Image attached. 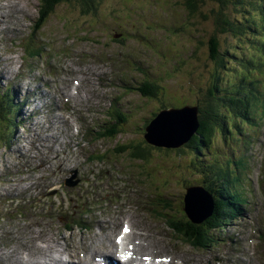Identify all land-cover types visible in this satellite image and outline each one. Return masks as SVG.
Wrapping results in <instances>:
<instances>
[{
  "label": "rangeland",
  "instance_id": "1",
  "mask_svg": "<svg viewBox=\"0 0 264 264\" xmlns=\"http://www.w3.org/2000/svg\"><path fill=\"white\" fill-rule=\"evenodd\" d=\"M175 2L101 0L97 14L63 5L39 27L40 0H0V264L26 251L46 262L43 255L59 257L61 248L73 263L84 254L94 264L105 248L95 250L94 234L113 241L123 222L133 226L130 242L144 245L141 261L171 254L181 264H264L263 246H256L257 229L264 227V66L252 74L262 83V99H250L243 109L258 122L236 123L242 111L233 102L236 111L225 124L230 129L214 127L205 143L192 148L186 140L174 151L175 137L166 144L145 140L152 115L169 110L173 100L196 102L203 95L199 79L211 66L205 57L213 26H195ZM250 3L256 4V24L255 17L246 19L249 3L228 2L226 11L263 37L264 13ZM130 16L140 25L133 26ZM118 32L125 39L114 38ZM231 42L229 50L237 53L223 54L241 69L239 54L248 52ZM195 53L191 89L176 71V58ZM164 74L166 97L162 87L155 90ZM206 145L209 151L200 150ZM141 147L146 154L135 156ZM63 185L78 205H70ZM196 194L205 199L198 203ZM176 218L188 219L183 227L189 229V223L209 226L212 244L170 234L166 225Z\"/></svg>",
  "mask_w": 264,
  "mask_h": 264
},
{
  "label": "trees",
  "instance_id": "2",
  "mask_svg": "<svg viewBox=\"0 0 264 264\" xmlns=\"http://www.w3.org/2000/svg\"><path fill=\"white\" fill-rule=\"evenodd\" d=\"M41 3V17L39 19V22L37 23V26H43L45 23V17L50 15L56 8L60 6H66V8H72L74 6L82 5L83 9H89L94 10V13L97 14L98 12V4H101V0H40ZM170 2H173V0H169ZM176 1V2H175ZM240 1L243 2V6H248L247 3H249V7L246 15V19L250 20L255 17V20L252 22L256 24L257 16L253 8H255V3L250 2H257L258 8L261 12L264 13V2L259 0H174L175 5L179 4L181 6V10L178 12L181 13L183 18L191 19L193 24L195 26L201 27L202 24H205L208 28V31H211L213 26V35L211 38L206 40V46H207V58L205 57L206 65L210 62L211 66L208 68L209 72L207 74V77L204 79H199V82L202 83V80H204L203 86H199L200 90L203 89L204 93L203 95L199 96L198 99L194 100H185L182 103H175V100L169 102L171 105L167 106L170 107H184L186 105L197 107L198 111V127L196 129V132L194 131V135L192 140H188L187 142H191L188 144L189 147H195L198 145L199 142H207L210 140L212 136V132L214 127H218L220 132H224L225 129H228V127H225V124H227V121L230 118L231 112L236 111L235 107L232 106L233 102H239L238 108L244 109L247 108L250 104V99H257L259 96L257 93H254L255 95H251V91L254 92V90L257 88L254 84L260 83L259 80L251 78L249 72L244 73V69H238V62L233 61L231 63L230 58H226L224 56V52L227 51L231 54L237 53V51L229 50L231 44H233L231 41H235L237 43L239 48H245L248 47L247 51H250L253 44L261 43L255 51H251L250 53H238L240 57L242 58V66L246 64L248 60V56L251 58L252 63L255 65V68H260L262 66L264 61V36L261 37L255 33L253 30V27L251 25H247L244 21H241L239 18L233 16H228V11L226 9L228 8V2H235ZM99 2V3H98ZM225 4V5H223ZM229 9V8H228ZM129 10V7H128ZM146 10L142 8H137V11L135 12H143ZM130 11V10H129ZM161 10V13L164 14ZM110 13H114V10ZM116 13V12H115ZM184 14V15H183ZM136 15V14H135ZM185 16V17H184ZM251 16V17H250ZM140 20H142L140 17H138ZM121 19V17H119ZM130 23H132L133 26H138L142 21L137 20L133 16L129 17ZM144 23V22H143ZM210 24V25H208ZM145 25V23H144ZM257 31V29H256ZM263 32V31H262ZM264 33V32H263ZM125 32H118L117 35L113 36L114 38L123 39ZM125 39V38H124ZM238 48V51L240 49ZM184 49H189L188 47ZM178 51L179 53H183V50ZM235 50V48H232ZM243 50V49H242ZM191 51L188 52V54ZM197 53L190 54L188 56H182L177 55L179 59L177 60V66L176 71H179L180 73L182 71V74L186 77L187 83L190 85V88L194 87L191 83L195 81V76L193 75L194 68H193V62L191 58H194ZM208 56L210 59H208ZM225 59V60H224ZM263 60V61H262ZM197 61V60H196ZM195 63V62H194ZM236 63L237 66L232 65ZM205 65V64H204ZM174 70H172L173 73ZM231 71H235L238 74L237 79L238 80H229L230 77H232L230 74ZM205 72V71H204ZM163 74V73H162ZM167 75V74H166ZM160 84L155 86V90L158 91L159 88H163V94L166 97L167 94L170 92L169 86L166 84L167 78L164 74V78L161 79ZM222 85V86H221ZM167 89V92L164 91V89ZM159 93V91H158ZM198 93V92H197ZM195 93V94H197ZM202 97V98H201ZM217 99H220L217 101ZM190 102V103H189ZM195 102V103H194ZM180 104V105H177ZM177 105V106H176ZM13 104H9L8 107H12ZM110 114L113 116L115 115L112 111ZM152 115V114H151ZM155 117V115H152V118ZM123 118L122 114L120 113V116H118L117 119L122 124L124 121H122ZM150 118L149 121L152 119ZM116 126L117 133L119 132V128ZM191 135V136H192ZM200 137V138H199ZM190 139V138H189ZM149 143V142H148ZM152 145V143H150ZM193 144V145H192ZM139 146V145H138ZM156 146V145H155ZM208 145H206V148H201L200 150L209 151ZM125 146H122V149L124 150ZM144 147H141V149L133 150V153L135 156L143 157L146 154V149H143ZM174 151H178L179 147H172ZM191 151L189 148L187 149ZM213 204H214V200ZM218 206V204H217ZM220 207L222 205L220 204ZM188 219L189 216L186 215ZM181 218H176V222L172 223L170 221L168 224L172 229H174L177 233L180 231L182 234H186L184 236H187V238L194 239L195 244H200L203 246H207L208 240L212 241V238L210 235H208V227L204 229H199L202 226L201 225H194L192 223H189L191 226H194L193 229L185 228L183 227L184 223L188 220ZM173 220V219H171ZM191 220V219H190Z\"/></svg>",
  "mask_w": 264,
  "mask_h": 264
},
{
  "label": "bare ground",
  "instance_id": "3",
  "mask_svg": "<svg viewBox=\"0 0 264 264\" xmlns=\"http://www.w3.org/2000/svg\"><path fill=\"white\" fill-rule=\"evenodd\" d=\"M39 22V21H38ZM8 34H10L8 32ZM4 77V76H3ZM156 82V81H155ZM107 84V83H106ZM184 108V109H183ZM172 109V107L169 108V110ZM182 110H184V112H180V114L178 115H174V117L171 118V122L174 123L176 127H178L179 125H184L186 123H189V131L185 132V136H183V139L179 140L181 143L184 142V141H188L190 136L194 133V131L197 129L198 127V122L196 119H194V116H195V112L197 110V107H194V106H190V105H186L184 107H182ZM181 115V116H180ZM185 115V116H189L190 117V120H183L182 116ZM196 120V121H195ZM195 122V123H194ZM186 129V127H185ZM42 166H45V164L43 163ZM218 175V174H216ZM141 191V190H140ZM143 191V190H142ZM151 195V194H150ZM163 195V194H162ZM142 197H145L143 195H141ZM151 197V196H150ZM149 197V199H150ZM148 199V200H149ZM192 199V198H191ZM131 200V199H130ZM147 201V200H146ZM155 201V200H154ZM198 203L201 202L202 200L201 199H197ZM149 202V201H148ZM150 204V203H149ZM212 204V203H210ZM145 205V204H144ZM142 206V204H141ZM202 205H198V207H201ZM146 208V207H145ZM173 208V207H172ZM160 213H158L159 215ZM227 219V217H226ZM228 222V220H227ZM197 223V222H196ZM123 225L125 227H127L128 229H131L133 228L132 225L130 224H127L125 222H123ZM167 228H169L170 230V234H172V230L177 233L174 229H172L170 227V225H166ZM166 231V230H165ZM164 233L165 234H168L169 232L166 231ZM140 236V235H139ZM183 236V235H182ZM141 237V236H140ZM142 240H146L145 238H141ZM217 241V239H216ZM80 243H84V240H82ZM208 244H212V241H209L208 240ZM47 245V244H46ZM189 245V244H188ZM137 246H142V245H137ZM70 247V244L68 246V249ZM67 249V248H66ZM108 249H111V252H113V249H114V245L113 244H110L108 246ZM42 250V249H41ZM31 251V250H30ZM155 251V250H154ZM22 252V251H21ZM43 252V251H42ZM104 252V250H103ZM33 253V252H31ZM43 256H46V258L44 259L46 262H50V263H46V262H39L36 258L34 259V255L33 254H30L29 251L27 252H23L22 253V256L20 258H16V259H13V260H10L7 262V264H63V261L64 260H68L70 263L72 264H88L90 263V259H85L83 262H78V263H73V257L72 255H69L68 253V250H65V248H61L59 249V257H57L56 255H51V254H46V255H43ZM157 257V256H156ZM164 259H165V263L166 264H181L180 262H177L174 258L173 255L171 254H168V255H163Z\"/></svg>",
  "mask_w": 264,
  "mask_h": 264
},
{
  "label": "water",
  "instance_id": "4",
  "mask_svg": "<svg viewBox=\"0 0 264 264\" xmlns=\"http://www.w3.org/2000/svg\"><path fill=\"white\" fill-rule=\"evenodd\" d=\"M179 111L184 112V110H182V109H170L167 111H163V113L161 115H159L158 117H154L151 120V123L148 124L146 127V133L144 136L145 140L149 143H154V144H166V143L174 142V140H172V139H173V137H175V139H176L175 140V144H176L175 146L178 147L179 145L183 144V142L181 143L179 140L183 139V136H185V132L190 130L189 129V123H186L184 125H179L178 127H176V126H174L175 124L171 122V118L174 117V115L180 114ZM197 114H198V111L196 110L195 116H194V119H196V120L198 119ZM182 118L184 121L190 120L189 116L183 115ZM168 127L171 130V134L167 130ZM185 127H186V129H185ZM168 137H172V139H168ZM202 197L203 196L200 194L195 195L196 200L197 199H203Z\"/></svg>",
  "mask_w": 264,
  "mask_h": 264
},
{
  "label": "snow or ice",
  "instance_id": "5",
  "mask_svg": "<svg viewBox=\"0 0 264 264\" xmlns=\"http://www.w3.org/2000/svg\"><path fill=\"white\" fill-rule=\"evenodd\" d=\"M125 231H127V229H125Z\"/></svg>",
  "mask_w": 264,
  "mask_h": 264
}]
</instances>
